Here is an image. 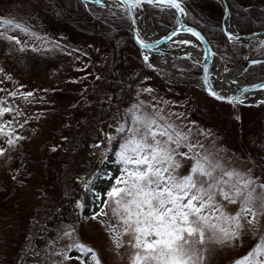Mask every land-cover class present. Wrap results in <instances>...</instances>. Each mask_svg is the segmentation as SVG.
Listing matches in <instances>:
<instances>
[{
	"label": "rangeland",
	"instance_id": "374dc122",
	"mask_svg": "<svg viewBox=\"0 0 264 264\" xmlns=\"http://www.w3.org/2000/svg\"><path fill=\"white\" fill-rule=\"evenodd\" d=\"M248 1L247 4L254 6L255 16L262 17L264 0ZM218 3L223 12L222 5ZM57 13L54 4L44 0H0V21L11 22L0 25V35L14 41L22 49L58 55L50 59L51 63L46 67L33 69L35 76L45 75L41 81L8 63L0 52V132L7 130L11 137L15 136L17 146L14 147L18 150L17 153L11 150L9 161L5 163L7 167L3 168L6 169H0V264H10L18 250L34 259L28 264H86L87 258L76 250L77 243L94 249L97 258L98 255L104 260L108 258L106 264H131L126 257V247H117L114 239L125 238L122 221L112 211L116 205L114 202H103L108 201L107 193L117 186L114 178L124 176L116 151L117 136L121 134L118 129L123 127L124 132H128L136 127L134 121L138 116L155 119L157 126H171L170 130L186 136L177 151L186 153L185 158L192 157L191 167L196 163L193 153L198 154L206 146L208 149H202L199 157L214 158V163L219 164L223 171L232 173L231 182L240 186L244 195L253 190L254 195L264 193L261 187L264 186V168L254 166L246 157L253 151L264 153V139L259 140L255 134L256 128L264 131V113L259 117L261 120L255 124L251 122V128L246 126L242 137L246 143L245 150L235 132V107L209 99L199 87L179 83L184 77L200 82V74H194L191 69L192 66L198 67L197 57L201 52L196 46L190 42H174L169 47L171 52L175 51L178 55L186 48L190 55L171 57L152 54L150 60L156 69H150L132 42L133 47L125 60L127 66L119 77V81L125 84L126 94L120 98V106L110 115L108 122L98 124L97 105L105 97L103 88L108 81L110 51L91 27H76L61 22ZM138 22L141 31H145L148 25L157 37L162 36L156 32L144 10L139 11ZM226 22L234 34H238L231 19ZM14 24L22 25L26 31L13 27ZM216 53L222 62L223 59L229 60L224 47ZM246 54L244 52L241 61L234 67L223 64L232 71L248 61L264 60V40L259 41L258 37L250 40ZM245 69L239 77L247 84L242 79ZM262 106L264 102L240 107L252 108L253 111ZM154 130L158 128L154 127ZM1 141L0 150L3 147ZM189 145L193 147L190 149ZM71 149L76 150L75 157L68 161L61 174L56 173L57 164L65 160ZM239 150L245 152L240 154ZM176 159L179 161L178 156ZM101 167L108 170V177L96 176ZM65 171L67 174L64 177ZM14 178L15 186L10 190ZM92 179L97 182L100 194L98 208L81 204L82 199L73 190L74 182L86 187ZM224 179L229 178L226 176ZM245 184L247 187H244ZM60 197H67L68 201L77 198L71 208L73 216L80 218L76 223L58 216L62 211L58 203ZM243 198L241 196L240 200ZM7 199L10 202L2 205ZM102 209L106 214L94 219L93 216ZM254 211L264 212L258 199L254 202ZM208 214L211 223L218 228L231 230L234 227L226 218L220 217L219 212L210 209ZM47 222L50 225L46 226ZM244 228L237 238L246 234L250 236L253 251L264 239V215H260L255 231L251 226ZM10 244L13 246L10 247ZM239 245L242 246V243ZM230 258L231 252L219 258L222 262L213 264H223ZM256 259L264 261V255L253 257L247 264H253ZM16 264H22V261Z\"/></svg>",
	"mask_w": 264,
	"mask_h": 264
},
{
	"label": "snow or ice",
	"instance_id": "6c2138e0",
	"mask_svg": "<svg viewBox=\"0 0 264 264\" xmlns=\"http://www.w3.org/2000/svg\"><path fill=\"white\" fill-rule=\"evenodd\" d=\"M95 2L99 4L101 0ZM120 2L128 4L131 11L138 8L141 0ZM144 2L161 5L162 9H175L180 15L185 14L181 7L182 0ZM12 26L26 31L22 25ZM181 31L190 32L201 39L200 34L190 28L181 26ZM175 35L176 30L169 39ZM137 43L142 49L151 50L153 47L139 38ZM179 43L186 44L188 41ZM144 59L147 61L148 56L145 55ZM258 88H264V85ZM210 94H215V90L212 89ZM226 99L233 103L240 101L239 97ZM134 123L136 127L128 130L118 152V159L124 166L121 169L124 176L114 178L117 186L107 193L108 201L103 202H114L116 205L112 211L122 221L128 239H114L117 247L127 244L133 250L130 253L131 264H203V245L208 241L223 243L233 240L239 236L245 224L250 225L253 231L257 229L259 217L264 212L254 211V202L258 199L261 208H264V193L254 195L253 190L244 195L241 187L231 182L232 173L224 172L219 164H214L206 157L201 158L197 153H193L196 163L191 174L180 176L178 169L181 164L176 157L187 154L179 153L177 149L187 137L179 131L170 130L171 126H157L155 119L145 116L136 117ZM154 127L158 130H154ZM118 132L123 133L124 128L121 127ZM188 147L191 149L193 146ZM224 176L229 179L225 180ZM121 184L123 187H119ZM241 196H244L243 200H240ZM236 203L240 204V208L235 215L224 211L227 204ZM210 209L219 212L220 217L226 218L234 227L228 230L211 223L208 214ZM103 214L106 213L102 209L93 218ZM76 250L87 258L86 264H101L94 249L77 243ZM261 255H264V239L239 264H247L253 257ZM253 264H264V261L256 259Z\"/></svg>",
	"mask_w": 264,
	"mask_h": 264
},
{
	"label": "trees",
	"instance_id": "16d2710c",
	"mask_svg": "<svg viewBox=\"0 0 264 264\" xmlns=\"http://www.w3.org/2000/svg\"><path fill=\"white\" fill-rule=\"evenodd\" d=\"M44 1L49 4H54L55 9H57L58 12L57 17L59 20H61V22L63 21L70 24L71 26L76 27H82L84 25L91 27L94 34H96V37L108 47L111 54L110 65L107 70L108 81L103 88L105 97L98 102L96 114L99 122L98 124L107 123L111 117L110 115H112L113 112H115L120 106V98L124 97L126 94L125 84L119 81V77L120 75H122L123 70L127 66L125 60L128 52L130 51L131 47H133V45L130 35L131 28L129 26L127 17H125V13L119 9H107L106 7L102 8L95 5H90L88 3H81L78 0ZM224 1H226L228 7L229 19H231V22L233 23L234 28L238 34H240L241 36H246L247 34L257 32L258 30H264V14L261 15L262 17H256L255 11L253 9L254 6L252 7L247 4L249 2L248 0ZM251 1L257 2V0ZM182 8H184L185 10L187 25L198 29L201 34L205 36L207 42L210 46H212L215 53L221 50L222 47H224L225 50L228 51L227 54L229 60L226 61V59H223L225 66L234 67L239 63V61H241L243 57L242 55L244 54L243 46L240 44L236 45L230 43L222 33L221 22L224 18V13L222 12V9L218 2H216L215 0H187L182 2ZM144 11L148 16H150L153 27L159 35L165 36L176 27V12L174 9H157L152 6H144ZM86 16L87 19H85ZM87 21L89 22V24ZM4 24L7 25L8 23H3L0 21V25ZM3 36L4 35H0V52L4 55L7 62L15 66L19 70H24L30 76H34L38 80L42 81L45 75H43L42 77H37L33 74V69H35V67L39 69H41L42 66L46 67L47 65H49V62L51 63L50 59H55L58 55L44 52L39 53L32 49H22L17 44H15L14 41L6 39ZM191 69H193L194 74H200V68L192 66ZM242 79L247 83V85L264 81V63L260 64L259 66L246 68ZM235 110L239 112L238 118H236L237 121L234 120L236 124L235 132H237V138L240 139V141L244 145V149L247 150L246 143H244L242 138L245 134L244 130L246 126L247 129L251 128L252 124H255L256 121L261 120L259 117H262V114L264 113V106L255 108L253 111L252 108L246 107H235ZM254 114H258V116H254ZM220 121L222 122V120ZM255 134L256 137L259 138V140L264 139V131H262L261 129L256 128ZM127 135L128 132H123L117 136V153L118 149H120V145L124 143V138ZM0 139L2 140L1 142H3V147L0 150V169L2 170L5 165L7 167V164L5 163L9 161L11 150L15 151V153H17L18 150L14 147L17 143L14 140L17 138L15 136L11 137L7 130H1ZM9 141H11V144L9 143ZM202 149H205L206 151L208 147H202L199 150L198 154ZM75 151L72 150V152L65 157V160L63 159L64 161H61L60 164H57V168L55 169L56 173L59 172L61 174L66 169L65 166L66 164H68V161L70 159L72 160V157H75L73 155L74 153L76 154ZM242 151L240 152L239 150V153L242 154L245 152ZM246 152L248 153V151ZM202 158L205 157L203 156ZM178 159L181 162V168L178 169V174L182 176L191 174V162L193 161V159L189 157L185 158L183 156H178ZM208 159L214 163V158L209 157ZM248 159L252 164H254V166H260L261 168H264V153H255L254 151L253 153L249 152ZM120 166L121 168L124 167L123 164H121ZM65 172L66 173L63 174L64 177L67 174V171ZM217 174L219 175L220 173L217 172ZM96 176L99 178H101V176L106 178L108 177V170L105 167H101ZM224 178H226V176H224ZM96 183L97 182H95L93 179L89 181L86 187H84L82 183H73V190H76L78 194L77 197L82 199L81 204H84L89 208L99 207L98 202L100 194L97 191ZM14 184L15 178L11 182L10 190L14 188ZM10 197L13 198L15 196L10 195ZM67 199V197H60L58 203L59 205H61L62 211L60 212V214H58V216L61 215L63 218L68 220V222L73 221L72 223H76L80 218L77 216V218H75V216H73L74 214L71 213V208H73L74 206L73 201L77 200V198L71 199L70 201H68ZM7 202L10 201L7 199L5 200V202H2V205H5V203ZM237 210H239L238 203L227 204L226 209H224V211L230 215H235V212H237ZM45 225L48 226L50 225V223L47 222V224ZM249 226L250 225L245 224V228H243L246 229ZM42 230L43 227L41 231ZM39 234L41 235V232H39ZM49 235L50 234H48L44 238L48 237ZM124 235L125 238L123 240L126 241L128 239V236L125 233ZM249 237L250 236L246 234L241 238H235L229 241L227 240L228 243L224 244L215 243L214 241L212 242V240L208 241L203 245V264L216 263L217 261H220L219 258L222 255L229 254L230 252L231 258L223 264H239L240 261L247 257L250 252H252L253 241L250 240ZM240 242L242 243V246L239 245ZM213 243H215L216 245H214ZM123 245L126 247V257H129L128 260H130V253L133 250L127 244ZM11 246L13 245L10 244V247ZM210 255H212V257L208 260V257ZM98 258L102 261V264H106V260L108 261L107 254V259L105 260L102 256L99 257V255ZM10 261V264H16L18 261H22V264H28L30 261L34 262V259L28 255H24L23 252L18 250L16 251V256L13 257Z\"/></svg>",
	"mask_w": 264,
	"mask_h": 264
},
{
	"label": "water",
	"instance_id": "95a60500",
	"mask_svg": "<svg viewBox=\"0 0 264 264\" xmlns=\"http://www.w3.org/2000/svg\"><path fill=\"white\" fill-rule=\"evenodd\" d=\"M81 3H88L90 5H96L98 7H103V8H118L120 10H123L125 13V16L128 19L129 22V26H130V34H131V39L133 42V45L136 49H138V51L140 52V56L141 59L144 61V63L146 64V66L148 68H152L155 69L156 66L155 64L152 62V60H150V55H166V56H173L172 54L176 53L175 51H170L169 47H172V43L174 42H178V41H182V39H184L185 41L190 42V44L196 46L199 50H200V57L201 60H198L197 66L200 68V75H199V79L201 81V86L199 87L201 90L204 91V93L206 94V96H208L210 99L215 100V101H219L221 103L227 104V105H232L234 107H240V106H251L253 103L249 104L247 102L248 98L252 95H256L259 94L261 92H264V88H258V86L260 85H264V81H261L260 83H256V84H250L247 85L245 83L242 82V80L239 78V81L237 82L238 86L235 87L233 86L231 90H229L228 93H223L220 90H215V94H210L213 87L211 86V72H212V65L214 63V61L217 59L221 66H223V62L220 59V57H218V54L214 52L212 46L209 45V43L207 42L206 38L204 35L201 34V32L196 29L195 27H191L190 25H187L186 23V14L184 15H180L179 13L176 12V28L174 30H176L177 35L172 36L171 39H169V36L173 33L174 30H172L169 34H167L166 36H160L157 37L156 34L153 31V34L155 35L156 39L155 40H146L143 39L139 36V32L140 29L138 27V16H139V11L144 10L143 7L144 6H152L154 8H161V5H154L151 3H147L144 2V0H141L138 8L136 9H131V11L129 10V5L125 4V3H121L120 0H101V3L97 4L95 2V0H78ZM187 1V0H182V2ZM217 2H220V4L222 5L223 8V12L225 13V16L223 18L222 21V33L223 35H225V37H227L229 40H231L232 42L236 43V44H240L243 46L245 55L246 54V46L247 43L250 40H254V38L258 37L259 35H264V31H258L256 33L253 34H249L247 36H239L238 34H236V36H232L231 34L228 33L227 31V20L229 19V13H228V8H227V4L224 0H216ZM181 7H182V3H181ZM163 9H169L170 8H163ZM181 26H183V28H190L193 32L199 33L201 36V39H197L196 36H193L190 32H186V31H181ZM235 33V32H234ZM231 37V39L229 38ZM137 38L143 40L144 43H151L153 45L152 49H142L140 47V44L137 43ZM188 39V40H187ZM157 41H160V43H156ZM188 52V50H187ZM145 55L148 56V60L146 61L144 59ZM175 57V56H174ZM254 61H248L246 64L238 66V69H240V75L242 74L243 70L245 68H249L252 66H259L260 64L264 63V60H259V61H255L256 63H253ZM147 63L149 65H147ZM155 67V68H154ZM205 81H207V87L205 86ZM244 89H247V91L245 92ZM218 97H224V99L222 98H218ZM231 97H239L240 101L233 103L230 102L229 99L226 98H231ZM236 117L238 118V111L236 114Z\"/></svg>",
	"mask_w": 264,
	"mask_h": 264
},
{
	"label": "bare ground",
	"instance_id": "6f19581e",
	"mask_svg": "<svg viewBox=\"0 0 264 264\" xmlns=\"http://www.w3.org/2000/svg\"><path fill=\"white\" fill-rule=\"evenodd\" d=\"M80 11H81V9H80ZM98 15H100V14H98ZM144 16H146V15H144ZM85 19H87V16H86ZM88 24H89V22H88ZM138 25H139V22H138ZM139 29H140V27H139ZM227 31L232 36H234V37L236 36V34H234V32H233V30H232V28H231V26H230V24L228 22H227ZM139 36L141 38L146 39V40H149V41L156 39L155 35L153 34V31H152L151 27H148V25H146V30L145 31H141V29H140ZM258 40L259 41L260 40H264V35H259L258 36ZM189 55L190 54L187 52V49L186 48L183 50L182 53H180L178 55L176 53L173 54V56H177V57H183V56L188 57ZM197 59H199V61H200L201 60V57L198 56ZM239 75H240V69L229 71V70L226 69V67L224 65L221 66L220 62L216 59L214 61L213 65H212V72H211V76H210L211 86L213 87V89H216V90L218 89V90H220L223 93H228L229 90H231L233 86H235V87L238 86L237 82L239 81V78H240ZM179 83L182 84V85H184V84H186V85H192L194 87H200L201 86V81L200 82H196V81L195 82H192V81L187 80V79H181V81H179ZM247 102L249 104H251V103L257 104V103H260V102H264V92H261L259 94L250 96L248 98Z\"/></svg>",
	"mask_w": 264,
	"mask_h": 264
}]
</instances>
